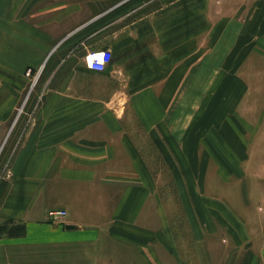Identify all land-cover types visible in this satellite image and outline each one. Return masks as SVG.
<instances>
[{
  "label": "crops",
  "instance_id": "0c3cea01",
  "mask_svg": "<svg viewBox=\"0 0 264 264\" xmlns=\"http://www.w3.org/2000/svg\"><path fill=\"white\" fill-rule=\"evenodd\" d=\"M0 264H264V0H0Z\"/></svg>",
  "mask_w": 264,
  "mask_h": 264
},
{
  "label": "built area",
  "instance_id": "2783aa9c",
  "mask_svg": "<svg viewBox=\"0 0 264 264\" xmlns=\"http://www.w3.org/2000/svg\"><path fill=\"white\" fill-rule=\"evenodd\" d=\"M112 57L111 51L109 49L101 50H90L85 55V63L88 68L94 71H103ZM47 215L52 222H60L66 215V210L64 209H49L47 210Z\"/></svg>",
  "mask_w": 264,
  "mask_h": 264
},
{
  "label": "rangeland",
  "instance_id": "374dc122",
  "mask_svg": "<svg viewBox=\"0 0 264 264\" xmlns=\"http://www.w3.org/2000/svg\"><path fill=\"white\" fill-rule=\"evenodd\" d=\"M85 58V57H84ZM78 60V58H76ZM56 62L55 57H51V59L48 60L47 65H51L54 64ZM29 68H31V74L33 76V81H40V80H44L45 77H47V75L49 74V70L50 68H43V73H41V69L39 70V67L36 65H32Z\"/></svg>",
  "mask_w": 264,
  "mask_h": 264
}]
</instances>
